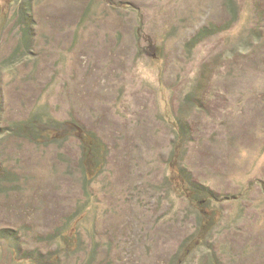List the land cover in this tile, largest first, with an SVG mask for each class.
<instances>
[{
  "label": "rangeland",
  "instance_id": "374dc122",
  "mask_svg": "<svg viewBox=\"0 0 264 264\" xmlns=\"http://www.w3.org/2000/svg\"><path fill=\"white\" fill-rule=\"evenodd\" d=\"M34 116L93 132L101 172L72 133L15 132ZM0 165V264L54 252L78 208L59 264H264V0H0Z\"/></svg>",
  "mask_w": 264,
  "mask_h": 264
},
{
  "label": "trees",
  "instance_id": "16d2710c",
  "mask_svg": "<svg viewBox=\"0 0 264 264\" xmlns=\"http://www.w3.org/2000/svg\"><path fill=\"white\" fill-rule=\"evenodd\" d=\"M205 32L207 34L209 33V30L204 29L198 39L194 38L192 46L196 44L198 40L200 41L206 36ZM182 128L187 131L186 124H182ZM15 132L23 137L28 136L32 140H43L44 142L47 140L56 142L64 141L68 139L72 133L71 135L77 137L82 143V153L77 163V168L82 171L85 182H90V180L96 177L107 162V157L105 155L108 151L105 148L106 146L102 145L101 141L97 139L93 132L89 131V129H86L80 124H74L71 122L60 123L55 121L50 116H34L29 122L22 123L20 127L15 129ZM13 177L14 175L10 176V173H7L6 169L0 165V185L5 183H14L16 180L13 179ZM186 186L189 187V190H191L192 193H194L193 196L190 197L192 199L191 202L198 204L200 207L205 206L206 201L215 199L213 193L209 192L207 188L198 184L194 185L189 179ZM82 214V209L78 208L75 213L68 216V218L61 222L55 233L50 234L47 241L57 247L54 252H48L44 255L40 252L30 253L28 251L26 254L29 256L25 255L24 258H22L26 264H59V255L61 252L77 250V248H79L82 243L80 231L77 229L79 227L78 224ZM206 215L207 214L203 215L200 212L198 213L200 221L198 230L202 234L206 230L211 229L212 225L214 224L213 218L211 216L209 217V214L208 216ZM12 233L13 232L10 230L0 231V242L8 239L15 240L16 237ZM195 243V247L201 246H199L198 240H196ZM195 243H193V245H195ZM13 245H16L17 247V244ZM17 254L20 256L19 250H17ZM178 259L180 261L182 256H175L173 258L172 264H175Z\"/></svg>",
  "mask_w": 264,
  "mask_h": 264
}]
</instances>
